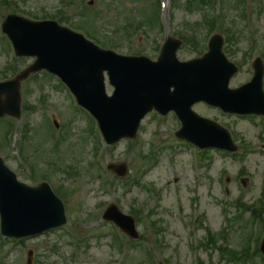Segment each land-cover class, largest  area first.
Here are the masks:
<instances>
[{
  "label": "rangeland",
  "instance_id": "obj_1",
  "mask_svg": "<svg viewBox=\"0 0 264 264\" xmlns=\"http://www.w3.org/2000/svg\"><path fill=\"white\" fill-rule=\"evenodd\" d=\"M89 1L92 6L88 5ZM89 1L84 4L83 0H5L8 3L0 6V35L4 36L1 23L17 5L19 12L31 13L36 19L61 15L75 25L79 19H84L87 31L63 26L85 35L103 49L106 47L101 42L116 45L115 51L123 55L140 53L155 61L167 34L182 41L178 51L181 61L200 58L207 52L209 31L205 19L216 16L211 2L202 4V0H191L192 10H189L186 0H179L174 9L169 7V0H163L166 8L161 32L156 22V0ZM227 1L229 5L223 6L226 16L223 22L231 25L234 37L230 44L225 42L223 52L239 67L230 83L235 89L248 82L252 75L250 62L256 56L249 59L252 42L256 40L260 48H264V0H244L239 6L238 0ZM62 8L63 13L59 12ZM20 16L30 19L25 14ZM150 16L155 24L148 27L144 23ZM130 24L145 26L146 34L132 33L128 41L125 28L129 30ZM217 30L219 26L212 35H220ZM87 32L99 43L89 38ZM1 36L0 79L4 78L9 64L16 65L20 73L35 61L31 57L15 58L7 45H3L6 42ZM195 38L197 48L193 45ZM107 87L111 94L112 88ZM20 93L22 115L20 120L10 118L13 126L10 150L3 140L8 127L4 123L6 119L0 120V125L4 123L0 126V146L3 147L0 156L19 182L30 187L42 182L51 186L64 204L67 224L42 236L25 239L23 244L1 238L0 234V264H27L29 253H32L31 264H152V259L155 264H163L164 259L167 264H197L198 257L203 264H242L227 260L230 251L243 252L249 238L251 249L255 248L254 238L260 231L259 226L252 227L251 209L248 206L242 209L240 205H259L261 201L256 204L264 184V151L261 149L264 121L261 119L251 117L250 120H257L254 124L247 118L223 115L204 104H196L193 110L227 129L238 147L235 154L229 155L196 150L201 159L198 165L193 147L175 138L179 122L173 120L172 115L163 119L153 112L142 121L135 140L120 141L109 147L101 158L94 153V141L99 144L100 140L97 125L77 108L71 94L59 81L41 72L21 82ZM53 121H57L58 128H54ZM25 122L32 129L29 141L22 138ZM20 142H25L29 148L25 158ZM110 163L127 165V175L119 179L103 171ZM112 203L135 219L141 235L122 252L114 243L112 224L102 219ZM224 209L229 214H225ZM134 211L137 217L131 214ZM151 221L157 223L158 230ZM209 232L217 237V242L210 240L211 247L207 248L198 246L199 242L208 243ZM219 247H225L226 253ZM262 260L254 256L249 264H262Z\"/></svg>",
  "mask_w": 264,
  "mask_h": 264
},
{
  "label": "water",
  "instance_id": "obj_2",
  "mask_svg": "<svg viewBox=\"0 0 264 264\" xmlns=\"http://www.w3.org/2000/svg\"><path fill=\"white\" fill-rule=\"evenodd\" d=\"M4 30L15 44L18 56H37L38 61L13 82V86L9 89L5 90L4 88L10 84L0 85V97L3 94L6 95V102L2 109L3 113L0 112L1 115L9 113L19 116V82L30 73L38 72L43 68L58 74L71 89L76 91L80 102L88 107L91 106V100L85 97L90 92L79 86L84 81L90 83L92 78L96 80V83L92 82L91 84V91L92 101L97 106H92L91 110L100 119L103 132L108 136L109 143L112 144L122 137L135 136L139 120L150 111L151 107H147V105L155 95V97H159L161 94L167 95L169 108H171L170 105L177 108L185 118L186 126L189 128L197 127L200 133L215 130L212 128L213 124L194 119L186 110L193 102L201 99L214 105L224 106L228 112L264 114V94L261 86L264 70L261 63L256 64V71L259 75L251 86L248 85L249 89L243 92L228 91L226 81L231 78L236 69L228 64L220 54L222 46L220 41H215L212 44L211 53L200 62L194 61L192 64L182 67L175 66L173 63V57L180 43H169L161 57V62L169 61L172 65V72L177 76L175 82L176 99L172 100L174 94L167 92L163 87H159V83L166 81V75L158 65L150 73L145 74V70L151 67L143 60L117 57L111 52L102 51L84 41L81 36L69 32L55 23L37 24L9 16L4 25ZM115 69H117L118 79L114 81L111 75ZM104 71L108 72L111 83L117 88L113 98H107L105 95ZM195 76L204 78L199 83L194 80ZM207 84L213 85L211 92L201 90V87ZM218 130L228 142L216 147L235 150L229 142L228 136L222 130ZM197 144L201 147L205 146L200 141H197ZM119 167L111 166L110 169L119 176H125L126 166L121 167L124 168L123 170H119ZM15 181V177L5 169L0 159V190L3 194L2 197H4L3 210L9 227L18 221L17 214H19L21 222L27 221L31 217L28 214L29 208L21 197L23 194L45 192L54 199L46 185L38 190H32L17 184ZM57 203L59 206L56 204L53 206L55 215L58 213L63 220V207L59 202ZM104 218L114 221L131 238L137 239L139 237L134 220L123 217L114 207L107 211ZM7 233L15 235L10 230ZM262 251L264 253V242Z\"/></svg>",
  "mask_w": 264,
  "mask_h": 264
}]
</instances>
